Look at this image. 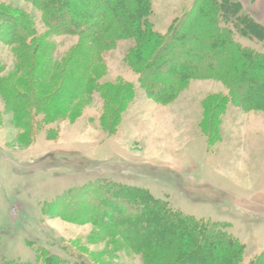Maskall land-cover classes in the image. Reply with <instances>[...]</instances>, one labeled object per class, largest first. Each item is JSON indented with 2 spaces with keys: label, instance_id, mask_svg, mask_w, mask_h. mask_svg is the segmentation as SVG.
I'll use <instances>...</instances> for the list:
<instances>
[{
  "label": "rangeland",
  "instance_id": "obj_1",
  "mask_svg": "<svg viewBox=\"0 0 264 264\" xmlns=\"http://www.w3.org/2000/svg\"><path fill=\"white\" fill-rule=\"evenodd\" d=\"M30 1L0 0V6L31 15L36 30L28 47L0 35V81L26 98L22 111L16 110L0 92V260L146 264L121 232L114 237L106 232L137 217L119 214L120 200L91 199L96 206L91 205V219L80 221L72 216L81 218L83 205L64 211L66 217L52 209L59 197L97 182L141 189L186 216L226 224L244 247V264L262 254L264 112L227 98V86L207 74L189 79L170 102L164 99L165 88H157L161 95L154 98L128 65L133 41H119L101 52V63L91 64L90 44L50 31ZM151 1L154 29L161 35H168L193 3ZM236 1L264 26V0ZM71 2L75 12L64 17L72 21L89 4ZM195 25L204 36L211 31L209 23ZM234 40L264 53L262 42L237 34ZM182 51L172 49L171 55ZM226 56L211 55L204 65H217ZM162 74L168 79L169 70ZM158 230L147 236L167 247L173 232Z\"/></svg>",
  "mask_w": 264,
  "mask_h": 264
},
{
  "label": "trees",
  "instance_id": "obj_2",
  "mask_svg": "<svg viewBox=\"0 0 264 264\" xmlns=\"http://www.w3.org/2000/svg\"><path fill=\"white\" fill-rule=\"evenodd\" d=\"M103 1L95 5L96 3L90 4L86 0L89 4L84 8L86 12L75 16L72 21L64 17L68 12H75V5L71 0L30 2L40 8L50 31L76 36L90 44L94 54L89 61L91 64L101 63V52L113 48L119 41H133L127 56L128 65L138 73L146 90L154 98L161 93L157 88L162 91L165 88L164 99L170 102L178 96L189 79L207 74V77L218 79L227 86V98L243 102L250 110L264 112V53L251 47H243L234 40L237 34L264 44V26L245 13L241 2L193 0L192 7L185 12L184 20L178 21L168 35H161L154 29L151 0ZM183 21L186 23L183 24ZM195 22L202 25L209 23L210 33L204 36L202 28L197 29ZM188 23L191 25H186ZM1 34L7 37L10 44L31 46L36 37L31 15L9 5H1ZM182 45L188 46L183 49ZM175 48L183 51L181 54L171 55ZM216 53L226 54L227 59L206 67L204 60H209ZM169 59L176 63L168 65ZM204 67L206 71L203 70ZM164 68L169 70L166 80L162 74ZM156 70L160 76L153 78L152 75L157 74ZM0 92L4 93L12 108L22 111L26 106L25 96L16 92L12 84L0 81ZM93 198H109L110 202L112 199L120 200L123 209L119 214L126 217L136 214L137 217H132L129 223L117 228L111 227L106 232L110 237L121 232V238L129 248L144 254L146 264H244V247L226 231V224L186 216L170 209L168 204L155 200L141 189L122 187L110 182L92 183L59 197L52 209L65 216L64 211L77 209V204L83 205L80 208L84 215L81 218L72 216V220L91 219L90 208L95 205L90 200ZM141 213L142 216L139 217ZM108 219L115 220V217L110 215ZM109 224L105 223L102 228L106 229ZM160 226L165 227L169 233L173 232L170 235L172 243H168L167 247L147 236L160 233ZM162 235L163 233L160 234ZM46 262L57 263L53 257H48ZM0 264L17 263L0 260ZM249 264H264V252Z\"/></svg>",
  "mask_w": 264,
  "mask_h": 264
},
{
  "label": "crops",
  "instance_id": "obj_3",
  "mask_svg": "<svg viewBox=\"0 0 264 264\" xmlns=\"http://www.w3.org/2000/svg\"><path fill=\"white\" fill-rule=\"evenodd\" d=\"M261 202H263V203H264V197H262V199H261ZM261 211H262V212H264V210H261ZM255 212H256V211H254V210H253V212H252V213H253V214H257V213H258V214H260L259 212H256V213H255Z\"/></svg>",
  "mask_w": 264,
  "mask_h": 264
}]
</instances>
